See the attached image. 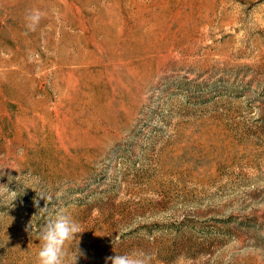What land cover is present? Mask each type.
<instances>
[{
	"label": "rangeland",
	"instance_id": "obj_1",
	"mask_svg": "<svg viewBox=\"0 0 264 264\" xmlns=\"http://www.w3.org/2000/svg\"><path fill=\"white\" fill-rule=\"evenodd\" d=\"M58 212L75 264H264V0H0V264Z\"/></svg>",
	"mask_w": 264,
	"mask_h": 264
},
{
	"label": "clouds",
	"instance_id": "obj_2",
	"mask_svg": "<svg viewBox=\"0 0 264 264\" xmlns=\"http://www.w3.org/2000/svg\"><path fill=\"white\" fill-rule=\"evenodd\" d=\"M40 18L39 10H29L25 17L27 28L35 30ZM82 230L84 229L81 225L67 213L58 212L48 218L37 232V237L41 241V247L37 253L38 264H75V261L65 260L68 256L65 244L75 240L77 233ZM148 259L147 254L142 251L106 257V261L110 260L111 264H148Z\"/></svg>",
	"mask_w": 264,
	"mask_h": 264
}]
</instances>
